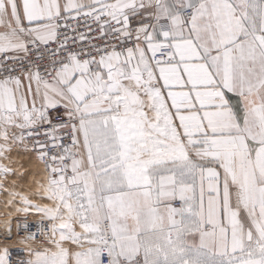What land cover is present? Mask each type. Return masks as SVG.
I'll return each mask as SVG.
<instances>
[{
	"label": "snow or ice",
	"instance_id": "1",
	"mask_svg": "<svg viewBox=\"0 0 264 264\" xmlns=\"http://www.w3.org/2000/svg\"><path fill=\"white\" fill-rule=\"evenodd\" d=\"M0 196V264H264V0H0Z\"/></svg>",
	"mask_w": 264,
	"mask_h": 264
},
{
	"label": "rangeland",
	"instance_id": "2",
	"mask_svg": "<svg viewBox=\"0 0 264 264\" xmlns=\"http://www.w3.org/2000/svg\"><path fill=\"white\" fill-rule=\"evenodd\" d=\"M23 163H24L26 166H30V167H34V166H35L34 162L29 161V160L26 159V158L23 159ZM4 199H5V197L0 196V231H3V224H4V221H5V220H8V219H12V217L5 215V213L8 212L9 209H7V208H5V207L3 206V201H4ZM38 219H39V217H37V216H31V217H29V221H32V222H34V221H38ZM17 222H18V221L14 220V219L12 220V226H13V228H15V225H16ZM16 247H19V246H16Z\"/></svg>",
	"mask_w": 264,
	"mask_h": 264
},
{
	"label": "built area",
	"instance_id": "3",
	"mask_svg": "<svg viewBox=\"0 0 264 264\" xmlns=\"http://www.w3.org/2000/svg\"><path fill=\"white\" fill-rule=\"evenodd\" d=\"M29 222H32V221H29ZM18 257H17V255H16V253H15V251L13 252V259L15 260V259H17Z\"/></svg>",
	"mask_w": 264,
	"mask_h": 264
}]
</instances>
